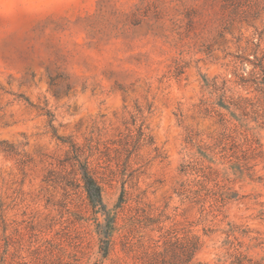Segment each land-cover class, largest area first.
I'll list each match as a JSON object with an SVG mask.
<instances>
[{
    "label": "rangeland",
    "instance_id": "obj_1",
    "mask_svg": "<svg viewBox=\"0 0 264 264\" xmlns=\"http://www.w3.org/2000/svg\"><path fill=\"white\" fill-rule=\"evenodd\" d=\"M181 245L264 262V0H0V264Z\"/></svg>",
    "mask_w": 264,
    "mask_h": 264
},
{
    "label": "trees",
    "instance_id": "obj_2",
    "mask_svg": "<svg viewBox=\"0 0 264 264\" xmlns=\"http://www.w3.org/2000/svg\"><path fill=\"white\" fill-rule=\"evenodd\" d=\"M242 5L244 4L239 2V4L236 5V7L238 8L239 6L240 8L242 7ZM246 5H248L249 8H252L254 4H252L251 2H248ZM83 173H84L83 179H84L86 190L88 192V196H89L92 206L98 210L103 209L105 204L103 202L101 185L98 183V181L96 180V178L94 177V175L88 168H84ZM114 230H115L114 224H110L108 226L107 231L105 232V238L103 240L104 241V248H103L104 257L109 255ZM179 249H180V253L185 255V258L183 259V264H206L203 262H192V258H193L192 246L181 245ZM181 254H176V255L181 256ZM150 264H171V262L163 260V258L159 259L157 256V257H153ZM231 264H264V262L262 260L254 259L253 257H250L246 253L240 251L237 255H235Z\"/></svg>",
    "mask_w": 264,
    "mask_h": 264
}]
</instances>
